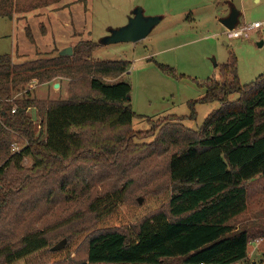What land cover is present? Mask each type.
Segmentation results:
<instances>
[{
    "label": "trees",
    "instance_id": "1",
    "mask_svg": "<svg viewBox=\"0 0 264 264\" xmlns=\"http://www.w3.org/2000/svg\"><path fill=\"white\" fill-rule=\"evenodd\" d=\"M63 1L0 0V18ZM27 36L34 41L30 28ZM99 46L81 41L72 57L20 64L0 56V264L43 251L52 264H247L250 242L264 239V218L256 215L264 206V73L242 85L233 56L220 78L194 80L206 95L189 103V118L162 117L137 133L132 86L105 82L121 78L129 63L93 60ZM55 79L70 80L69 100L32 99L31 92L15 99L31 82ZM215 103L220 108L200 131L185 126L197 120L198 104ZM14 143L23 145L20 153ZM158 153L165 167L144 176L145 202L129 201L136 182L123 179ZM105 182L110 188L101 192ZM70 228L67 247L52 252L53 239ZM260 247L264 254V241Z\"/></svg>",
    "mask_w": 264,
    "mask_h": 264
},
{
    "label": "rangeland",
    "instance_id": "2",
    "mask_svg": "<svg viewBox=\"0 0 264 264\" xmlns=\"http://www.w3.org/2000/svg\"><path fill=\"white\" fill-rule=\"evenodd\" d=\"M138 8H142L147 17H161L162 22L137 44L104 45L103 39L127 26ZM233 10L240 12L238 26L249 27L259 22L262 27L251 30L242 38L229 36L222 21ZM28 28L34 41L27 36ZM81 41H93L100 45L93 54V60L129 63V70L121 78H107L105 82H125L132 86L131 104L139 116L134 120V131L147 133L158 126L162 117L189 118L192 113L189 103L206 95V89L194 80L204 81L214 76L220 78L219 67L229 63L233 56L238 60L242 85L255 81L264 73V0H64L59 5L18 18H0V56L10 55L18 64L56 57ZM159 64L174 68L178 75L184 77L167 75ZM59 82L58 79L42 85L31 82L23 92L15 94V99L31 92L28 96L32 99L69 100L70 80L64 79L61 88H56L55 84ZM231 99H238V95H233ZM219 108L218 103L198 104L197 120L187 119L184 124L200 131L210 114ZM29 114L39 122L35 110L29 111ZM153 140L150 137L137 141L148 144ZM165 162L166 156L158 153L150 163H143L136 172L125 176L123 180L133 177L136 182L129 201L145 202L144 195L151 186L145 185L144 176L150 172L149 169H162ZM30 163L26 160L24 166ZM164 171L161 170V174ZM108 182H105L101 192L110 188ZM263 208L259 206L256 214L262 219ZM252 221H256L255 216ZM83 224L76 228H81ZM238 227L243 228L244 225ZM73 232V228L63 229L61 235L53 239V247L65 239L68 241V235ZM261 247L255 249L249 245L250 256L246 263L263 264ZM84 255L85 250L82 249L79 257ZM16 264H52V256L43 251Z\"/></svg>",
    "mask_w": 264,
    "mask_h": 264
},
{
    "label": "water",
    "instance_id": "3",
    "mask_svg": "<svg viewBox=\"0 0 264 264\" xmlns=\"http://www.w3.org/2000/svg\"><path fill=\"white\" fill-rule=\"evenodd\" d=\"M135 16L130 20L129 24L119 30L113 31L112 34L103 39L104 45L118 44V43H133L137 44L145 40L156 26L162 22L161 17H147L144 15L142 8L135 11ZM240 12L233 10L231 15L222 21V24L227 30L233 31L239 24ZM62 57H72L73 48H67L60 53ZM60 84L56 85L59 88ZM141 201V200H140ZM142 202V201H141ZM67 239L63 240L55 247L52 252L62 251L67 246Z\"/></svg>",
    "mask_w": 264,
    "mask_h": 264
},
{
    "label": "built area",
    "instance_id": "4",
    "mask_svg": "<svg viewBox=\"0 0 264 264\" xmlns=\"http://www.w3.org/2000/svg\"><path fill=\"white\" fill-rule=\"evenodd\" d=\"M261 27H262V24L259 22H256L252 25H249V27H242L241 25L240 26L237 25V27L233 31L228 30V34H229V36H231L233 38H242L245 35L249 34V32L251 30L256 29V28H261ZM15 112L16 111H13V113H15ZM22 148H23V145H21L19 143H14L12 145V152L13 153H20ZM263 241H264V239H257L255 241H251L250 245L254 246L255 249H258L260 247V245L263 243Z\"/></svg>",
    "mask_w": 264,
    "mask_h": 264
},
{
    "label": "crops",
    "instance_id": "5",
    "mask_svg": "<svg viewBox=\"0 0 264 264\" xmlns=\"http://www.w3.org/2000/svg\"><path fill=\"white\" fill-rule=\"evenodd\" d=\"M57 84H60V87L59 88H61V86H62V84L61 83H57ZM57 84H55V87H56V85ZM250 256V255H249ZM256 262H254V264H255ZM257 264V263H256Z\"/></svg>",
    "mask_w": 264,
    "mask_h": 264
}]
</instances>
